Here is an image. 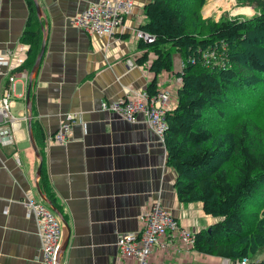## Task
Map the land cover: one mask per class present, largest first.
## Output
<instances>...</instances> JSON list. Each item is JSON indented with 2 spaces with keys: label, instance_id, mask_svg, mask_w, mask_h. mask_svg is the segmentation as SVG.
<instances>
[{
  "label": "crops",
  "instance_id": "obj_1",
  "mask_svg": "<svg viewBox=\"0 0 264 264\" xmlns=\"http://www.w3.org/2000/svg\"><path fill=\"white\" fill-rule=\"evenodd\" d=\"M36 1L44 17L37 14L33 1L36 19L31 20L26 0H0V51H15L31 62L34 53L21 37L25 31L39 29L41 41L33 66L45 35L30 94V115L25 100L29 74L25 79L21 73L25 70L12 73L11 114L17 123L13 128L15 143L0 146V264H39L36 224L21 204L25 193L51 209L35 185L48 199L36 175L39 161L29 139V116L33 143L56 205L48 200L66 222L61 221L62 242L66 237L68 241L60 264H134L119 258L117 238L138 232L139 217L154 201L193 234L218 222L219 217L203 212L200 202L178 201L176 173L166 165L165 147L141 117L130 123L101 106L102 102L115 103L127 89L146 92L155 78L150 70L154 53L149 51L148 60L138 64L146 50L139 48V40L132 35L147 23L143 8L149 0H132L134 9L125 19L126 30L112 38L92 36L72 23L90 3L99 0ZM228 5L224 0H208L202 16L218 20L227 13ZM174 56L178 58L176 67ZM127 60L134 65L127 66ZM172 62L171 72L156 77L157 91L168 90L171 95L167 112L176 107L181 86L183 61L178 52L172 53ZM5 72L6 68L0 75V96L10 84ZM70 113L76 114L77 120L68 142L49 141ZM170 238L166 250L153 248L148 264H221L223 258L187 249L176 236Z\"/></svg>",
  "mask_w": 264,
  "mask_h": 264
},
{
  "label": "trees",
  "instance_id": "obj_2",
  "mask_svg": "<svg viewBox=\"0 0 264 264\" xmlns=\"http://www.w3.org/2000/svg\"><path fill=\"white\" fill-rule=\"evenodd\" d=\"M26 1L30 19H36L33 1ZM207 1L149 0L143 8L147 23L140 29L154 40H139L146 51L137 62L145 63L149 51L155 55L150 66L155 78L146 88L153 97L156 77L172 71V53L183 61L177 105L165 117L166 165L176 173L180 203L200 202L205 214L220 218L194 233L193 249L236 261L264 247V207L253 208V201L264 197V0H236L255 13L244 18L223 13L218 20L203 18ZM21 41L34 55L16 70L29 74L40 30L25 31ZM211 48L225 54L222 64L203 63L202 52ZM32 129L37 146L34 123ZM45 178L41 168L40 187L56 205Z\"/></svg>",
  "mask_w": 264,
  "mask_h": 264
},
{
  "label": "built area",
  "instance_id": "obj_3",
  "mask_svg": "<svg viewBox=\"0 0 264 264\" xmlns=\"http://www.w3.org/2000/svg\"><path fill=\"white\" fill-rule=\"evenodd\" d=\"M133 9L132 0H99L90 3L82 13L73 18L72 23L92 36L112 38L118 32L122 33L126 30L125 19L132 14ZM132 35L135 40H142L146 43L154 40L152 35L140 28L134 29ZM201 58L206 65L222 64L225 54L218 53L216 48H211L202 52ZM24 60L23 55H18L15 51H0V75L6 68L5 73H9L10 82L9 87L5 88L0 96V146L15 143L13 128L17 120L11 114L14 104L11 83L15 78V74L12 73L22 66ZM133 65L132 60H127V66L132 67ZM21 73L27 79L26 71H21ZM170 100L171 95L168 90H162L155 96L149 97L146 92H133L127 89L115 103L102 102L101 106L103 110L110 111L130 123H137L141 117L149 130L163 143L168 129L165 117ZM76 120V114H66L57 132L49 136L48 140L55 144L67 143L72 125ZM15 161L19 164L17 154H15ZM21 204L27 216L32 217L36 224L40 240L36 258L39 264H60L58 253L62 242L61 220L45 203L35 199L30 192L25 193ZM139 223L138 232L118 236L116 245L119 258L127 261L133 260L134 264H148L153 248L159 247L166 250L170 237L173 236H176L187 249L194 248V234L181 227L178 220L163 209L158 201L152 202L141 214ZM221 264H250V262L247 258L236 261L222 259Z\"/></svg>",
  "mask_w": 264,
  "mask_h": 264
},
{
  "label": "water",
  "instance_id": "obj_4",
  "mask_svg": "<svg viewBox=\"0 0 264 264\" xmlns=\"http://www.w3.org/2000/svg\"><path fill=\"white\" fill-rule=\"evenodd\" d=\"M33 1H34V4H35V7H36L37 14L39 16H41V17H44L41 9L39 8V6L37 4V1L36 0H33ZM45 27H46V24H45ZM44 42H45V35L43 37V41H42V46H41L40 52L36 56V59L34 61V64L32 66V69H31L30 73H29V76H28L27 92H26L25 100H26L27 110H28L29 115L31 113L30 91H31V88L33 86V80H34V78H35V76L37 74L38 67H39L43 52H44ZM28 134H29V139L31 141V146H32V149L34 151V154H35L36 158L39 161V166H38L36 175L40 176L42 158L39 155V153H38V151H37V149H36V147H35V145L33 143V138H32V134H31L30 116H29V123H28ZM35 185H36L37 191H38L39 195L41 196V198L43 199V201H45L49 206H51V210L61 219L63 224L66 225V222L64 221V219H63L62 215L60 214V212L54 206H52L51 202L39 191V188H38L37 184H35ZM67 241H68V237H66L65 240L63 242H61V247H60V250H59V253H58V263H60L61 256H62V254H63V252H64V250H65V248L67 246Z\"/></svg>",
  "mask_w": 264,
  "mask_h": 264
},
{
  "label": "rangeland",
  "instance_id": "obj_5",
  "mask_svg": "<svg viewBox=\"0 0 264 264\" xmlns=\"http://www.w3.org/2000/svg\"><path fill=\"white\" fill-rule=\"evenodd\" d=\"M224 3H229L226 9L227 13L224 12L229 17L244 18V17H249L255 13L254 7L238 6L236 0H224ZM173 59H174V67H176L178 58L174 56ZM253 202H254L253 208L256 210L264 207V197H261L259 200L255 199ZM262 259H264V247L260 248L257 254L254 256H251L248 260L251 263V262L261 261Z\"/></svg>",
  "mask_w": 264,
  "mask_h": 264
},
{
  "label": "bare ground",
  "instance_id": "obj_6",
  "mask_svg": "<svg viewBox=\"0 0 264 264\" xmlns=\"http://www.w3.org/2000/svg\"><path fill=\"white\" fill-rule=\"evenodd\" d=\"M159 92V91H158Z\"/></svg>",
  "mask_w": 264,
  "mask_h": 264
}]
</instances>
